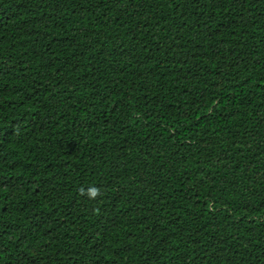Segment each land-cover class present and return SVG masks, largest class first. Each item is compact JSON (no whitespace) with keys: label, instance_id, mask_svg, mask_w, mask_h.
Wrapping results in <instances>:
<instances>
[{"label":"trees","instance_id":"trees-1","mask_svg":"<svg viewBox=\"0 0 264 264\" xmlns=\"http://www.w3.org/2000/svg\"><path fill=\"white\" fill-rule=\"evenodd\" d=\"M0 264H264V0H0Z\"/></svg>","mask_w":264,"mask_h":264},{"label":"clouds","instance_id":"clouds-1","mask_svg":"<svg viewBox=\"0 0 264 264\" xmlns=\"http://www.w3.org/2000/svg\"><path fill=\"white\" fill-rule=\"evenodd\" d=\"M81 194L86 195L88 198L95 200L98 196L101 195V191L99 188L93 186L89 187L86 192L81 189Z\"/></svg>","mask_w":264,"mask_h":264}]
</instances>
